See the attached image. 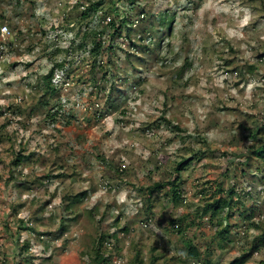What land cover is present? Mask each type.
Wrapping results in <instances>:
<instances>
[{
    "label": "rangeland",
    "instance_id": "1",
    "mask_svg": "<svg viewBox=\"0 0 264 264\" xmlns=\"http://www.w3.org/2000/svg\"><path fill=\"white\" fill-rule=\"evenodd\" d=\"M258 128L264 138V0H0V264H99L101 233L100 264H188L184 239L212 264H264V163L244 160ZM194 151L175 206L168 182ZM161 181L147 209L139 189ZM217 183L238 191L224 248L225 222L194 216ZM183 216L182 236L170 221Z\"/></svg>",
    "mask_w": 264,
    "mask_h": 264
},
{
    "label": "trees",
    "instance_id": "2",
    "mask_svg": "<svg viewBox=\"0 0 264 264\" xmlns=\"http://www.w3.org/2000/svg\"><path fill=\"white\" fill-rule=\"evenodd\" d=\"M103 4L101 2H97L92 4L91 6L87 7L84 9L82 15L87 17L90 12H97L99 8H101ZM172 21L171 22H162V27L166 28L167 30L171 31L172 29ZM123 24H128L127 19H123L122 21L118 20L116 21V24L114 22L112 23V28L114 29V35L112 38H114L116 35L119 34L121 29V25ZM116 25V26H115ZM95 35V40L92 43L93 48L92 52L94 56H100L104 50H106L104 43L103 42V36L98 34L97 32H94ZM86 34L83 37V41H86ZM113 48V47H110ZM98 62V61H96ZM94 67L101 68V65H94ZM65 68V62L61 63H56L52 73L51 77L53 78L56 70L59 69H64ZM54 86L49 82L46 87V91L48 92L49 90H53ZM48 104V102H47ZM58 114L54 112V109L50 110L47 112L44 118V122H50L51 124H54L58 119ZM166 124L167 127L172 130V131H182V127L175 121H170L166 117H164L163 120ZM260 128L257 130H252L250 131V138L253 140H256L261 143V146L258 147L257 149H251L248 148L247 154L249 152L247 157L244 159L246 162H249V160L252 159H260L262 163H264V138L262 136V132L260 134ZM24 147H22L23 149ZM25 149H23L24 151ZM198 152L194 151L193 154H191L189 157H180L179 162L176 163L175 169H174V180L171 182H168L169 184H172L171 188V193H172V201L176 205H179L182 203V186H183V180H182V172L185 171V169L195 160L197 159ZM24 156L22 155V152L19 154H15V157L13 158L11 164L12 166L18 167L21 165L22 161L24 160ZM168 184V185H169ZM167 186V182H157L153 183L150 185H146L145 189L141 188L139 189L141 192H144L145 195H148V198L145 199L146 201V207L147 209L151 208L153 200L158 199V193H161L163 189ZM216 193L219 196H214L212 199L208 200L204 205L200 208L199 211L194 213L195 217L202 218L204 219L207 217L210 221H215L219 225L220 220H223L225 222V227L222 228L221 230H218L217 232V238L216 240L218 241L217 244L220 248L226 247L230 243V233H231V216H232V211L234 210L235 207L239 204V201L235 199V196L238 195V191L236 188L233 186L229 190H225L223 187V184H216ZM226 194L225 197L222 195ZM85 194H78L75 196L71 197H66L65 201H69V203H74L75 200L80 199L84 196ZM69 204V205H70ZM98 206L94 205L92 208L89 209L88 215L92 220L97 219V214H98ZM185 218L186 216H183L179 219H173L170 221V224L173 226V228H176V231L180 235H184V223H185ZM101 222L100 220H97ZM259 232L255 239L257 240L256 242L258 243L255 246V249H260V245H264V221L261 220L257 222V224L254 226ZM125 232L128 231L127 228L124 229ZM108 240V235L101 233L96 239L93 240V243H91V249L94 250L95 255H96V260L97 263L100 264V256L101 255H107V243L106 241ZM184 245L186 246V250L188 251V256H189V263L188 264H212V258H213V253L210 251H207L204 255L201 253V251L193 244V242L189 239H184ZM106 252V253H105ZM87 255H90L87 253ZM110 255V254H109ZM163 255H161L162 258ZM138 256L136 257V261L138 260ZM164 258V257H163ZM108 259H104L102 262L105 263ZM155 264V263H152ZM179 264H185L184 262H180ZM231 264H241V260H235Z\"/></svg>",
    "mask_w": 264,
    "mask_h": 264
},
{
    "label": "built area",
    "instance_id": "3",
    "mask_svg": "<svg viewBox=\"0 0 264 264\" xmlns=\"http://www.w3.org/2000/svg\"><path fill=\"white\" fill-rule=\"evenodd\" d=\"M1 31H2L3 34H7L9 32L8 26L7 25L2 26Z\"/></svg>",
    "mask_w": 264,
    "mask_h": 264
}]
</instances>
